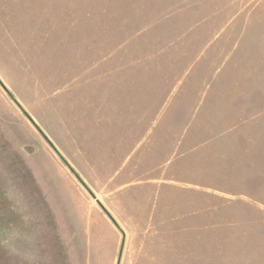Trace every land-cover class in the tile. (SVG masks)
<instances>
[{"label": "rangeland", "instance_id": "374dc122", "mask_svg": "<svg viewBox=\"0 0 264 264\" xmlns=\"http://www.w3.org/2000/svg\"><path fill=\"white\" fill-rule=\"evenodd\" d=\"M0 264H264V0H0Z\"/></svg>", "mask_w": 264, "mask_h": 264}, {"label": "water", "instance_id": "95a60500", "mask_svg": "<svg viewBox=\"0 0 264 264\" xmlns=\"http://www.w3.org/2000/svg\"><path fill=\"white\" fill-rule=\"evenodd\" d=\"M102 207V206H101Z\"/></svg>", "mask_w": 264, "mask_h": 264}]
</instances>
